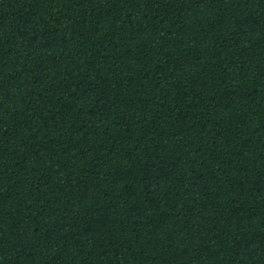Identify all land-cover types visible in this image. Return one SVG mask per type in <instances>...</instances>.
I'll list each match as a JSON object with an SVG mask.
<instances>
[{
  "label": "trees",
  "instance_id": "1",
  "mask_svg": "<svg viewBox=\"0 0 264 264\" xmlns=\"http://www.w3.org/2000/svg\"><path fill=\"white\" fill-rule=\"evenodd\" d=\"M0 264H264V0H0Z\"/></svg>",
  "mask_w": 264,
  "mask_h": 264
}]
</instances>
